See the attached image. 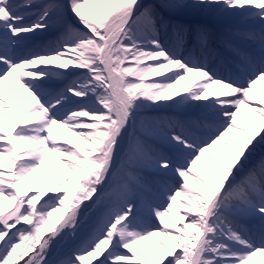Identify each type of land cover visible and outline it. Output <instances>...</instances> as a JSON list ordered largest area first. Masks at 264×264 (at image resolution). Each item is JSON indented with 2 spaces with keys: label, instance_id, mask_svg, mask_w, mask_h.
<instances>
[{
  "label": "snow or ice",
  "instance_id": "snow-or-ice-1",
  "mask_svg": "<svg viewBox=\"0 0 264 264\" xmlns=\"http://www.w3.org/2000/svg\"><path fill=\"white\" fill-rule=\"evenodd\" d=\"M0 264H264V0H0Z\"/></svg>",
  "mask_w": 264,
  "mask_h": 264
},
{
  "label": "bare ground",
  "instance_id": "bare-ground-1",
  "mask_svg": "<svg viewBox=\"0 0 264 264\" xmlns=\"http://www.w3.org/2000/svg\"><path fill=\"white\" fill-rule=\"evenodd\" d=\"M182 86H183V85H178L177 87H178V88H182Z\"/></svg>",
  "mask_w": 264,
  "mask_h": 264
}]
</instances>
